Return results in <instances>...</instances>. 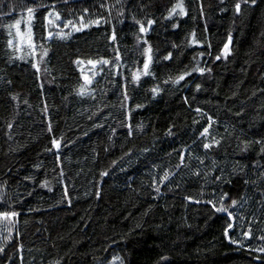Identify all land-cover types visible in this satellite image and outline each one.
Returning a JSON list of instances; mask_svg holds the SVG:
<instances>
[{"label":"trees","instance_id":"1","mask_svg":"<svg viewBox=\"0 0 264 264\" xmlns=\"http://www.w3.org/2000/svg\"><path fill=\"white\" fill-rule=\"evenodd\" d=\"M4 215L0 264H264V0H0Z\"/></svg>","mask_w":264,"mask_h":264},{"label":"rangeland","instance_id":"2","mask_svg":"<svg viewBox=\"0 0 264 264\" xmlns=\"http://www.w3.org/2000/svg\"><path fill=\"white\" fill-rule=\"evenodd\" d=\"M149 62H150V57L148 58L146 64L148 65ZM140 74L141 73H139V75ZM0 219H3V220L6 219L3 223H0V237H3L4 234H8V230L10 229V226H11L12 217L11 216L8 217V216L4 215V216L0 217ZM116 259H117L116 257L114 259H112L109 264H115Z\"/></svg>","mask_w":264,"mask_h":264},{"label":"snow or ice","instance_id":"3","mask_svg":"<svg viewBox=\"0 0 264 264\" xmlns=\"http://www.w3.org/2000/svg\"><path fill=\"white\" fill-rule=\"evenodd\" d=\"M253 2H255V0H253ZM177 7H179L180 8V14H183V8L181 7V5H177ZM237 10H239V8H240V5L239 4H237ZM29 11V13H31L32 12V9H29L28 10ZM173 12H175V9H173ZM19 23V22H18ZM77 30H79V29H77ZM141 31L143 32V31H146V29H144L143 27H141ZM11 43V42H10ZM227 48H228V46L227 45H225V50H226V52H227ZM219 58V57H218ZM91 63V62H90ZM104 63H107V61H104ZM147 67H148V65L147 64H145V69H147ZM137 79H138V77H137ZM180 79H183V77H180ZM82 94H83V92H82ZM207 132V129H205V133ZM57 146H58V144H57ZM205 147H209V145H205ZM233 203H235V201H233ZM224 211H226V209H224Z\"/></svg>","mask_w":264,"mask_h":264},{"label":"water","instance_id":"4","mask_svg":"<svg viewBox=\"0 0 264 264\" xmlns=\"http://www.w3.org/2000/svg\"><path fill=\"white\" fill-rule=\"evenodd\" d=\"M59 144V143H58Z\"/></svg>","mask_w":264,"mask_h":264}]
</instances>
